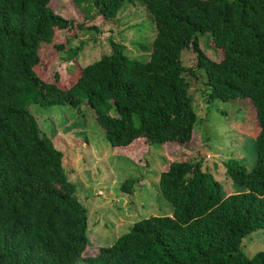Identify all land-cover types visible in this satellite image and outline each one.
<instances>
[{
  "label": "trees",
  "instance_id": "1",
  "mask_svg": "<svg viewBox=\"0 0 264 264\" xmlns=\"http://www.w3.org/2000/svg\"><path fill=\"white\" fill-rule=\"evenodd\" d=\"M72 1L105 20L132 2ZM137 1L154 24L150 49L141 45L147 59L129 58L110 41L108 53L79 66L82 44L68 43L77 31L96 27L60 16L49 0H0V264H264V251L246 256L240 248L243 237L264 229V0ZM204 33L221 49L220 60L201 50ZM185 50L204 71L207 106L234 98L253 105L259 131L252 167L224 162L236 189L225 195L200 160L169 162L157 186L171 214L139 219L82 258L86 209L64 172L62 152L28 105L84 103L106 141L143 162L152 144L191 137L196 115L185 77L193 73L181 62ZM64 71L72 77L62 81ZM132 182L125 179L122 190L129 192Z\"/></svg>",
  "mask_w": 264,
  "mask_h": 264
},
{
  "label": "rangeland",
  "instance_id": "2",
  "mask_svg": "<svg viewBox=\"0 0 264 264\" xmlns=\"http://www.w3.org/2000/svg\"><path fill=\"white\" fill-rule=\"evenodd\" d=\"M79 1L81 5L92 3V0ZM76 4L72 0H49L48 5L52 11L74 23L97 28L77 31L68 43L74 47L82 44L77 56L79 66L108 53L110 41L121 44L129 58L147 59L148 50L142 49L141 45L150 49L154 24L139 1L125 2L113 18L106 20L94 15L93 8L82 12ZM84 13L92 17L86 18ZM198 43L208 58L221 59V49L212 44L207 33L198 36ZM64 56L67 57L61 52L59 59L67 62ZM181 62L193 73L185 74L196 115L191 137L183 144H152L142 156L143 162L138 158L135 163L121 155L119 148L111 146L95 121L93 110L84 103L76 109L68 105H28L40 130L62 152L64 172L75 187L78 201L86 209L87 241L82 258L94 256L99 247L111 245L139 219L171 214V205L160 195L157 186L159 173L166 170L169 162L200 160L202 168L222 185L225 195L236 189L225 174L224 162L233 158L246 170L251 169L254 138L259 131L253 105L247 98H234L214 101L207 106L204 101L205 74L201 68H196L194 53L183 51ZM67 72H70L69 68ZM64 75L72 77L64 71L60 80L65 79ZM125 179L133 181L129 192L121 188ZM240 248L246 256L264 251V229H256L243 237ZM75 264L88 263L79 260Z\"/></svg>",
  "mask_w": 264,
  "mask_h": 264
}]
</instances>
